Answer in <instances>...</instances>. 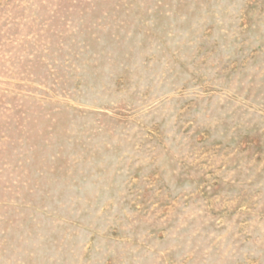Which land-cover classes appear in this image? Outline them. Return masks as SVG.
I'll return each instance as SVG.
<instances>
[{"label":"rangeland","instance_id":"374dc122","mask_svg":"<svg viewBox=\"0 0 264 264\" xmlns=\"http://www.w3.org/2000/svg\"><path fill=\"white\" fill-rule=\"evenodd\" d=\"M0 264H264V0H0Z\"/></svg>","mask_w":264,"mask_h":264}]
</instances>
